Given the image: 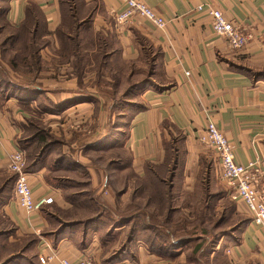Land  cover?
<instances>
[{"label": "crops", "instance_id": "1", "mask_svg": "<svg viewBox=\"0 0 264 264\" xmlns=\"http://www.w3.org/2000/svg\"><path fill=\"white\" fill-rule=\"evenodd\" d=\"M142 1L167 20L164 29L141 17L119 27L115 21L116 12L123 10L119 0L74 1L69 11L80 19L77 55L65 57L57 36H53L51 45L41 51L45 67L37 84L52 101L70 102L58 114H51V118L48 116L49 119L73 112H86V119H92L97 103L100 109H104L97 99L101 94L95 84L100 35L107 41L103 62L124 64V80L127 78L126 64L137 60L144 50L139 43V37H142L156 57L155 79L168 89L147 90L141 96L144 107L132 116L124 141V147L131 156L130 170L142 177L148 164L161 165L165 161L168 144L180 143L175 151L179 161L183 162L182 172H193L194 180L197 173L210 172L215 183L220 174L218 157L197 138L209 123H214L231 142L239 164H257L263 172L260 187L264 189V78H256V74L264 72V0ZM28 4L40 8L50 32L62 26L68 30V20L64 26V17L68 18L71 13L67 9L64 12L60 0H10L7 19L12 25L18 26L23 21ZM208 7L222 10L229 20L251 32L253 38L249 44L241 50L230 49L225 39L214 33L212 18L206 11ZM78 60L82 61V75L78 74L75 66ZM102 78L112 81L108 74ZM25 80L28 81L23 78L20 84L28 85ZM26 118L15 98L0 99V180L4 174H11L9 157L20 148L17 138L24 131ZM82 138L79 142H83ZM73 148H76V142ZM78 161L83 163L81 159ZM87 167L96 188V167ZM48 172H51L48 164L28 172L35 198L52 197V205L69 209L72 205L65 197L66 191L48 180ZM115 173L123 175L125 172H112ZM129 188L130 185L126 193ZM187 188L191 191L194 186ZM236 204L239 213L252 219L241 200ZM0 210L15 227V232L7 238L9 242L27 235L41 236L42 232L50 230L44 211L28 214L16 202L13 190L7 202L1 204L0 201ZM71 234L65 233L52 246L58 258L49 264H61V259L75 263L83 258L102 264L109 256L102 254L100 234L94 232L85 244L72 238ZM40 243L29 253L39 255L42 251ZM225 243L224 254L230 264H264V227L252 220L237 243ZM140 244L132 258L124 257L114 264H159L161 258L148 251V243ZM13 264L28 262L18 260Z\"/></svg>", "mask_w": 264, "mask_h": 264}, {"label": "trees", "instance_id": "2", "mask_svg": "<svg viewBox=\"0 0 264 264\" xmlns=\"http://www.w3.org/2000/svg\"><path fill=\"white\" fill-rule=\"evenodd\" d=\"M0 1H2V5H0V59L4 61L5 65L15 74L30 81L28 85L20 84L9 75L4 74L6 68L2 65L3 62L0 61V99L4 101L6 99L15 98L18 106L22 108L27 115L23 134L17 138L19 147L26 153V171L31 172L48 164L49 169H51V172H48L47 175L48 180L66 191L65 197L72 205L67 210L60 209L54 204L46 205L42 210L48 217L50 230L42 232L41 236L27 235L15 242H9L7 240V238L15 232V227L0 210V264H13L18 260H26L28 264H36V262L42 264L39 255H35L31 252L29 253L31 248L40 242L42 238H45L52 246H55L65 233L68 232L72 233V238L84 244L89 242L94 232H98V234H100L99 237L102 247L109 249V241L112 240V234L119 229L118 227H122V229L126 231L127 226L132 225V221L140 216L145 221L144 225H132L126 244L110 254L107 258H104L102 264H114L124 259V257L132 258L136 253L132 251L134 249L132 244L136 243L138 240V234L146 237L152 252L170 258L176 255V245L171 242L172 240L170 237L178 236V228L183 229V232L186 233L184 236L188 237L185 238L187 240H190V238L193 240L197 239L198 235L194 230L196 226L203 227L200 228L202 231L200 232L201 235H209L205 225L208 220L213 221L214 214L216 215L217 212V210H214L216 204H213L211 207H205V209L201 207L200 210L199 206H197L199 201H197L190 206V218L185 216L182 220L175 222L180 219L177 218L179 217L180 211V201H178L180 194L176 191L177 185L174 184L176 176L175 171H177L178 166L181 165V161H179L175 151L177 147L181 146L180 143L168 144L166 146L167 155L165 159L166 163H164L169 169L170 164L173 162V165H171L173 171L170 176L171 180L169 185L165 183L166 178L159 173V168H162L161 165L148 164L146 172L142 177L137 176L132 170H129L123 178L124 187L118 193V197L121 198L124 193H126L130 185L129 183L136 180L137 182L132 186L129 203L125 204L120 212L118 211L120 209L119 206L111 210L120 217H105V213H107L108 210L105 209L104 204L100 202V196L96 195L97 192L96 188L93 187L92 174L89 172L87 165L73 159L70 155V151L74 150V143L80 141L79 137L75 136L72 140L61 139L52 134L50 128L43 123V118L39 119L31 116L32 112L36 113L33 101L39 100L40 97H45L48 101V104L42 101L41 109L37 112V114H40L42 117L45 113L58 114L63 109L64 105L70 103H63L60 100L54 102L47 98L41 89V85L37 84V80L45 67L41 51L45 47L51 45L53 36H57V39L62 44L63 55L65 57L77 55L79 44L77 27L80 25V19L78 20V18L74 16V13L69 11V8L73 7L75 0H60L64 12L67 9V11L71 13V16L69 15L68 18L64 17V26L65 20H68V30L62 26L55 32H50L47 29L42 11L33 4H28L26 6L25 18L23 21L18 26L12 25L7 19L10 0ZM110 39H112V42L115 41L113 37ZM106 43V39L100 35L98 37L99 48L96 58V89L101 94V99L104 98L102 101L105 109H110V100H113V102L118 101L115 104H117L116 106L119 109L123 107L130 110L131 115L128 122L129 124L134 113L143 109L144 106L141 101L136 103L132 100H128V96H131L132 93L137 91H143L146 88L156 91H163L168 88L162 87L155 79L156 57L153 52L150 51L149 45L144 38L139 37V43L142 44L144 48L141 56L137 60L126 64V80L122 79V77L125 76L123 72L124 64L118 62L111 63L108 61V63L103 62L102 58L107 52L105 51ZM81 62L82 61L78 60L75 63L79 75H82ZM104 74H108L112 77V81L103 79L102 75ZM256 78H264V72L256 74ZM118 123L117 121L112 122L111 126L109 125L107 127V134L99 140L96 141V138H94L95 140L92 144H83V151L89 153L96 149V147H100L109 141L112 142V145L115 142V145L111 148L116 149V147L119 146L117 136L120 134L116 130L120 128L118 127ZM87 138L82 139L86 141ZM65 146L69 148L68 152L62 151V147ZM57 149L60 150L59 153L56 151ZM112 163H116L115 165H119L121 169H123L119 158ZM94 165L96 166V164ZM84 167L86 170V172H84L86 180L78 181L74 176L80 175L81 172L78 171L79 169L83 170ZM109 169L113 170L112 172L120 171L119 167ZM112 172H107L106 177L108 178V184L114 179L113 176L119 174H112ZM208 173L207 179L210 178V173L209 175ZM68 180L73 181L74 184L76 181L78 183L77 187H71L70 184L67 183ZM13 182H15V175L12 173L4 174L1 178V204L7 202L10 198V193L12 191L11 184ZM207 183H209L208 180ZM210 189L211 188L207 184L206 187L203 188V192L206 191V198H208L209 195L212 196V194H209L211 193L209 191ZM213 196H216L214 200L218 198L226 199L223 212L224 215L221 217L218 225L227 224L230 227L233 226L231 228H236V230L230 234L232 236L227 238L237 243L242 231L252 219L237 212L236 201L232 199L229 192L226 190L224 192L218 189V191L213 193ZM142 197L145 199V204L143 203ZM198 198L202 199L201 195H199ZM175 202H178L177 206ZM210 209L216 212L212 213ZM210 212L211 215H209ZM233 216H236L238 219L237 222H233ZM165 227H169L170 230L166 232L164 229ZM188 230H190V232H188ZM137 231L140 233L136 235ZM220 239L221 238L217 240L216 238V240L211 243L218 246ZM195 241L196 243L192 248L189 261L198 264H230L227 256L224 254V247L223 249L220 247L219 250L210 249L207 238H200ZM187 243L189 242L182 241L178 246L183 247ZM104 252V255L108 253L105 249ZM211 254H217V256L212 258Z\"/></svg>", "mask_w": 264, "mask_h": 264}, {"label": "rangeland", "instance_id": "3", "mask_svg": "<svg viewBox=\"0 0 264 264\" xmlns=\"http://www.w3.org/2000/svg\"><path fill=\"white\" fill-rule=\"evenodd\" d=\"M0 5H2V1H0ZM1 61V59H0ZM2 65L5 66V70H4V74L9 75L12 79H15L17 82L21 83L23 81V77L15 74L9 67H7L5 65L4 61ZM26 81V80H25ZM27 84H30V81H26ZM147 90H151V89H144L143 91H137L135 93H132L131 96H128V100H132L133 102L139 103L141 101V96L143 94V92L147 91ZM40 97V96H39ZM38 97V98H39ZM56 99V96H55ZM100 101V104H103L101 101V98H97ZM104 99V98H102ZM45 102L48 104V101L45 97H40V99L37 101H33V106L36 108V113L32 112L31 116L37 117L39 119L43 118V123L46 124V126L48 128H50V131L52 132V134H54L55 136L61 138V139H65V140H72L75 136L79 137V140L82 137H89V140L87 141H83V142H79L76 141V148L74 150L70 151V155L76 160L81 159L83 161L82 164L87 165V166H93L96 167V195L100 196V202L102 204H104L105 209H107V213H105V217H115L118 218L120 217L119 215H117V213H114L111 210H114L115 207L119 206L120 209L118 210L119 212L124 208V205L129 203V198L131 196L132 193V186L135 185V183L137 182L136 180H133L130 183V188L128 189V193H124V195L120 198L118 197V193L119 191L124 187V176L126 174V172H128L130 170V161H131V156L129 151L124 147V141L125 138L127 136V132H128V122H129V118H130V110L128 108H118L115 104L118 101H114L110 100V104L111 107L110 109H100L98 103L96 104V112H94L91 116L92 119H86L87 116L85 115L86 112L84 113H79V112H73L70 113L66 116H61V118H57V119H49L51 114H44L43 117L40 114H37V112L39 111V109H41V102ZM120 102V101H119ZM116 108V109H115ZM36 114V115H34ZM120 114V115H119ZM49 116V117H48ZM51 118V117H50ZM112 118V119H111ZM51 120V121H50ZM117 121L119 122V126L120 128L116 129L117 132H119L120 134L117 136V140H118V147H116V149L111 148L114 144L112 145V142H108L104 145H101L100 147H96V149H94L93 151L89 152V153H85L83 151V144H86L88 142H93L96 138V141L99 140L100 138H102L103 136H105L108 132L107 127L110 125L111 123ZM126 122V123H125ZM78 123V126H76L75 124ZM128 124V125H126ZM96 126V128H95ZM23 134V131H22ZM21 134V135H22ZM20 135V136H21ZM85 142V143H84ZM56 151H58V153L60 152L59 149H57ZM62 151L64 152H68L69 148L67 146L62 147ZM117 158H119L121 160V165L123 166L122 170H120L119 172H125L123 173V175H120V173L116 176H113V180L108 184L107 183V172H112L113 170L109 169V168H115V167H119L121 169V166L119 165H115L116 163H112L114 160H116ZM165 162V161H164ZM163 162V164H161V169L159 168V173L166 178V184H170V176L172 173V168L170 164V168L168 169L165 165V163ZM96 164V166L94 165ZM182 165L183 162L181 161V165H180V169H178L176 172V176H175V181L174 184H176V191L180 194V198L178 199L179 202V206H180V211H179V217H177L180 221L182 220L183 217H188L190 218V210H191V205L193 203H196L197 201H199L197 203V206H199L200 210L201 207H211L213 204H216V208L214 210L216 211H210L212 213L216 212V215L214 214V219L213 221L208 220L207 224L205 225V227L207 228V231L209 232V235H201L200 232L201 229L203 228L201 226H196V229H194L196 231L197 239L198 240L200 238H207L208 241V246H210V249H217L219 250V248L221 247V249H223L224 244H226L225 242L227 241H231L229 240V238L232 235V232L234 230H236V228H231L233 226H228L226 225H218L220 222L221 217L224 215V206H225V202L226 199H216V196H213V193H215L216 191H218V189L223 190L225 192V188L223 186V184L220 182V178L216 179V182L214 183L211 179V175H209L208 172H199L197 173V177L194 180L193 179V172H182ZM78 172H81L80 175L78 176H74L79 180H86V177L84 176V172H86L85 167L84 169H79ZM207 173L210 176L209 179H207ZM187 174V176H186ZM72 176V177H73ZM187 177V178H186ZM191 177V178H190ZM211 179V180H210ZM207 180L209 183H207ZM68 184H70L71 187H77L78 183L75 181V184L73 183V181L68 180L67 182ZM205 184V185H203ZM206 184L211 188L209 191L212 194L209 195L208 198H206L205 196V192H203V188L206 187ZM188 186H191L194 188L191 189V191L187 188ZM11 189H14V182L11 184ZM224 194V193H223ZM144 195V194H143ZM201 195V198H198V196ZM143 199V203L145 204V199L142 197ZM97 200V198H96ZM214 200V201H213ZM117 202V203H116ZM176 206L178 205V202H175ZM111 207V209H110ZM211 212L209 213V215H211ZM238 212V211H237ZM239 213V212H238ZM178 214V213H177ZM148 217H150L149 215H147ZM182 216V217H181ZM233 222H237L238 219L236 218V216L232 217ZM211 222V224H210ZM132 225L135 224H139V225H144L145 221L144 219L140 216L138 218H135L132 221ZM132 225L127 226L126 231H124L125 229H122V227H118L119 229H117L114 234H112V237L109 241V249L106 247H102L101 243L100 246L102 248V254H105L104 249L106 251H108L107 254H112L113 252H115L116 250H118L119 248H121L122 246H124L126 244L128 235L130 234V228ZM138 225V226H139ZM141 225V226H142ZM195 227V226H192ZM231 229H230V228ZM167 231H169V227H165L164 228ZM188 232H190V230H188ZM140 233L139 231H137L136 235ZM96 234H98V232H96ZM183 229L182 228H178L177 231V237L171 236L170 239L172 240L171 242H173V244L176 245L175 247V252L176 255L172 258L167 257V256H162V254H157L158 257L161 258V260L159 261V264H198V263H193L192 261H189L190 259V255H191V251L192 248L194 247L196 241L191 239L187 240L184 236ZM138 240L136 241V243H133L132 246L134 247V249L132 250L133 252H136V249L138 248L139 245H141L140 243L144 242L147 243L148 241L146 240V237L144 235H140L138 234ZM217 238V240L220 239L218 246L215 244H212V241H215ZM182 241H186L189 242L187 244H185L183 247H179L178 245L180 244V242ZM210 243V244H209ZM148 251L151 250L150 249V244L148 242ZM220 249V250H221ZM215 251V250H214ZM150 252V251H149ZM218 252V251H217ZM213 253V250H212ZM105 256V255H104ZM212 258H215L217 256V254H211ZM215 263V262H214ZM199 264H203V263H199Z\"/></svg>", "mask_w": 264, "mask_h": 264}, {"label": "built area", "instance_id": "4", "mask_svg": "<svg viewBox=\"0 0 264 264\" xmlns=\"http://www.w3.org/2000/svg\"><path fill=\"white\" fill-rule=\"evenodd\" d=\"M123 10L116 12L115 21L119 27H125L134 18L141 17L148 20L159 29H164L167 20L158 14L152 7L142 0H119ZM203 10L202 7L198 8ZM212 18L214 33L224 38L228 47L233 50L245 48L253 38L251 32H247L238 23L229 20L224 12L218 8L208 7L206 10ZM198 141L213 150L219 160V178L229 189L233 200H241L251 214L252 222L264 227V189L260 187V178L263 176L256 163L248 165L239 164L235 159L231 142L223 132L214 124L209 123L207 127L198 134ZM27 158L23 149L18 148L9 157V171L15 175L14 198L18 205L28 214L41 211L46 205L53 203L52 197L35 198L30 183L29 173L26 171ZM46 239L42 238L40 244L42 251L39 259L42 264H49L58 256L53 247ZM61 264H94L92 259L83 258L78 262L61 259Z\"/></svg>", "mask_w": 264, "mask_h": 264}]
</instances>
